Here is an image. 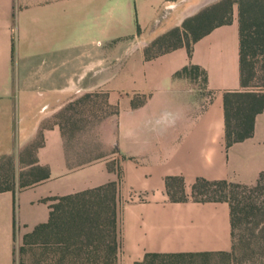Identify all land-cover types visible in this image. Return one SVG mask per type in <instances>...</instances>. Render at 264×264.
I'll use <instances>...</instances> for the list:
<instances>
[{"label": "crops", "instance_id": "1", "mask_svg": "<svg viewBox=\"0 0 264 264\" xmlns=\"http://www.w3.org/2000/svg\"><path fill=\"white\" fill-rule=\"evenodd\" d=\"M209 4L0 0V155L12 145L23 148L40 131L32 166L48 170L46 179L0 192V264H14L17 239L48 221L51 199L109 184L116 264H142L153 254L232 251L228 203L194 201L191 188L197 179L253 186L264 173V109L251 138L225 143L224 95L243 90L237 13L188 49L182 43L145 55L154 40L181 31ZM189 66L205 72V87L175 77ZM81 94L106 95L103 108L112 110L83 137L82 150L67 146L57 118ZM167 178L182 180L186 200L169 198Z\"/></svg>", "mask_w": 264, "mask_h": 264}, {"label": "trees", "instance_id": "2", "mask_svg": "<svg viewBox=\"0 0 264 264\" xmlns=\"http://www.w3.org/2000/svg\"><path fill=\"white\" fill-rule=\"evenodd\" d=\"M237 5L239 25V65L241 92H229L224 95L225 143L231 146L243 142L253 136L255 118L264 109V91L255 92L251 88L256 72L264 78V0H223L221 3L198 13L182 24L183 31L188 30L191 23L208 20L211 15L220 16L221 20L194 37L193 41L207 34L213 27L225 25L231 21V6ZM180 38V30L175 28L158 37L151 43L157 46L168 38ZM180 41V39H179ZM179 44L172 49L179 48ZM188 47V44H185ZM261 52L262 66L255 72L250 61L252 52ZM190 54V51H189ZM147 57L150 54L145 50ZM187 77L201 81L206 86V74L197 66L183 68L175 77ZM264 84V83H263ZM264 87V85H261ZM42 145V138L37 148ZM34 162L32 163L35 164ZM28 175L31 179L24 182V173L19 174L20 188L46 179L48 170L44 167H31ZM27 175V176H28ZM264 173H261L253 186L228 183L226 181H206L197 179L191 188V199L194 201H221L230 208L232 249L235 244L244 240L248 230L258 233L264 242V189L261 185ZM166 190L172 201H184L183 182L180 178H167ZM11 191L1 189L0 192ZM263 192V193H262ZM50 213L45 224L37 226L24 237L30 241H43L57 246L60 262L70 258L83 264H116L118 249L117 213L114 186L109 184L94 190L84 191L70 196L51 199ZM251 228H247L251 225ZM211 254L186 255H147L142 264H211Z\"/></svg>", "mask_w": 264, "mask_h": 264}, {"label": "rangeland", "instance_id": "3", "mask_svg": "<svg viewBox=\"0 0 264 264\" xmlns=\"http://www.w3.org/2000/svg\"><path fill=\"white\" fill-rule=\"evenodd\" d=\"M208 1L210 4L202 8L198 13L221 3L223 0H207V2ZM233 9L236 13L238 12L236 4L231 6V14ZM190 19L191 18L186 21ZM220 20V16L211 15L208 20L199 22L200 24H189L187 31H183L181 26L179 38L181 43L188 44L192 42L195 36L202 33L209 26L217 24ZM179 39L178 37H171L157 46L150 45L146 49H149L150 54H159L179 44ZM250 61L256 72L262 66L261 52L254 50ZM198 83L201 85L200 79ZM253 83V85H255V87L251 88L253 91H264V87L261 86L264 85V78L261 72H256V78ZM105 101L106 95L103 94L75 95L70 99V102L66 101L64 109L59 112L57 118L63 125L67 146L73 143L75 148L78 149L80 147V150L83 149L85 143L83 137L88 139L87 137H89L90 131L99 121V118L112 111L103 108ZM100 107H102L101 111L99 109ZM94 113H97V115L91 117ZM75 138L78 142H75ZM39 141L40 131L34 139L28 142L23 148H17V146L12 145L11 150L8 151L10 154L0 155V190L11 189L16 191L20 188L18 180L19 174L24 173L26 175L23 179L25 183L31 179L28 173L34 162L36 146H38ZM2 149L0 152H3ZM261 185L264 189V180ZM251 226L252 224L247 228L249 229ZM245 235L244 240L237 242L228 255L213 256L211 258V264H264V242L259 239L260 234L256 232L252 233L251 230H248ZM24 237L21 238V240L19 237L15 243L14 264H83L81 261L71 260L70 258L60 262V254L55 252L57 246L51 243H44L43 241L29 242V240L28 244H26Z\"/></svg>", "mask_w": 264, "mask_h": 264}]
</instances>
